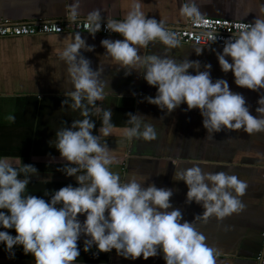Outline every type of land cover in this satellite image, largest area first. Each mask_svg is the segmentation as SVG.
<instances>
[{"label": "clouds", "instance_id": "9594fccd", "mask_svg": "<svg viewBox=\"0 0 264 264\" xmlns=\"http://www.w3.org/2000/svg\"><path fill=\"white\" fill-rule=\"evenodd\" d=\"M69 8V19L77 20L79 0H74ZM180 11L194 22L204 18L196 0L183 2ZM260 11L261 15L242 25L241 31L224 39L222 52L216 53L221 70L231 71L237 86L252 91L264 89V6ZM101 12L97 8L87 14L93 36L101 30ZM106 30L124 39H103L105 55L125 68L142 69L148 85L157 87L155 97H145L148 103L167 109L169 114L182 103L187 104L188 110L199 109L210 138L224 129H243L249 135L264 132V94L257 101L258 116H253L246 98L233 92L226 79L213 82L211 64H204L201 71L198 60L139 54L140 48H147L150 42L159 41L168 48L180 44L163 21L144 14L139 0H134L123 19L107 18ZM207 35L213 43L218 39L215 33ZM81 49L91 52L94 46H88L76 33L74 41L60 53V59L67 64L73 84V90L64 95L71 98L72 109H79L84 119L74 120L70 127L57 131L55 145L60 157L75 165L57 170L75 177L79 186L69 184L54 191L50 202L36 195H24L29 177L38 175V170L33 165L17 169L0 159V210H7L0 211V226L14 228L17 233L13 237L0 231V242L6 245L10 256H14L13 246L22 245L24 253L34 257L35 264H74L80 256L78 241L82 234L90 237L84 240L85 252L95 245L99 252L115 249L125 259L142 256L147 260L162 251L166 264H217V250L206 243V237L193 222L183 220L181 210L173 208L172 189L158 188L154 183L145 187L136 179L124 182L111 170L114 157L104 138L112 135L113 112L102 109L99 135L93 133L95 123L90 118V106L105 96L103 68L93 70L91 60L81 54ZM196 53L200 55L202 49ZM189 69H195V75ZM130 73L126 71L125 75ZM127 116L131 127L126 128V137L146 141L157 138L155 127L143 123L139 113ZM7 119L15 122L13 115ZM179 180L188 186L186 202L194 200L204 208L203 215L195 219L206 220L215 215L222 220L245 208L239 197L245 195L248 184L236 175L204 172L198 163H193L179 173ZM78 214H86L83 223Z\"/></svg>", "mask_w": 264, "mask_h": 264}, {"label": "crops", "instance_id": "0c3cea01", "mask_svg": "<svg viewBox=\"0 0 264 264\" xmlns=\"http://www.w3.org/2000/svg\"><path fill=\"white\" fill-rule=\"evenodd\" d=\"M74 0H0V19L13 23L39 21H71L69 6ZM134 0H79L80 16L87 19L93 9H101L102 20L107 18L123 19ZM148 18L161 20L168 26H181L187 17L180 8L186 0H139ZM204 16L253 21L261 15L264 0H196ZM80 33L88 46L94 51L81 49V54L91 60V67L103 68L101 80L105 82V96L90 106L91 119L95 123L94 134L102 121V109L110 108L112 114V135L104 142L112 150L114 162L111 170L127 182L136 179L140 183H154L158 188L173 190L170 203L181 210L183 220L193 222L196 229L206 237V243L217 250V264H264V132L249 135L243 129L232 131L224 129L214 132L213 138L207 137L203 127V117L199 109L188 110L182 103L170 114L167 109L147 102L145 97H155L157 87L150 86L143 78V70L125 68L105 55L103 39H124L118 35H103L88 31L61 33H39L19 37H0V159L6 160L19 169L23 165H33L38 175L29 177L37 189H42L40 197L51 200V194L71 184L78 187L73 176L58 171L69 162L60 157L56 132L70 127L74 120H82L79 109L73 110L71 98L64 95L73 90L67 71V64L60 59V53L74 41ZM202 49V53L196 52ZM222 47L181 43L168 48L159 41L150 42L147 48H140V55L169 56L177 60L188 58L204 64H211V78L226 79L233 92L246 98L250 113L258 116L257 101L264 89L252 91L235 84L234 74L224 73L216 53ZM226 59L231 62L230 57ZM126 71H131L125 75ZM195 75V69H189ZM67 100V103H63ZM128 113L141 115L143 123L153 125L157 132L155 140L128 138L125 130ZM15 116V122L7 117ZM65 122V123H64ZM103 142V141H102ZM198 163L204 172L226 171L246 181L245 195L239 197L245 205L243 211L218 219L215 215L203 217L202 204L194 200L187 203L188 186L179 180V173ZM20 178H23V174ZM43 185V186H41ZM28 186V185H27ZM43 194V195H42ZM60 205H58L59 207ZM2 211V210H0ZM81 223L86 214H78ZM183 222V221H182ZM0 231L3 227L0 226ZM9 231V229L7 230ZM13 237L17 233L9 232ZM90 239L81 235L78 246ZM15 247L10 256L6 245L0 242V264H35V259H18ZM91 253H98L92 247ZM106 262L98 259L74 264H166L163 252L147 260L141 256L135 260L119 256L116 250L108 252ZM261 254V260L258 255Z\"/></svg>", "mask_w": 264, "mask_h": 264}, {"label": "built area", "instance_id": "2783aa9c", "mask_svg": "<svg viewBox=\"0 0 264 264\" xmlns=\"http://www.w3.org/2000/svg\"><path fill=\"white\" fill-rule=\"evenodd\" d=\"M252 21H242L230 18L204 16L202 21L194 22L187 18L181 26H168L174 32L181 43L194 45L216 46L223 48L224 39L232 34L241 31L242 25H247ZM107 21L101 20V30L97 33L103 35H118V33L106 30ZM90 25L87 19H77L75 21H39V22H19L13 23L8 19H0V37H19L34 35L39 33H61L70 31H88ZM215 33L218 37L215 43L208 37V33ZM122 37V36H121ZM264 235V233H263ZM261 254L258 259L261 260Z\"/></svg>", "mask_w": 264, "mask_h": 264}, {"label": "trees", "instance_id": "16d2710c", "mask_svg": "<svg viewBox=\"0 0 264 264\" xmlns=\"http://www.w3.org/2000/svg\"><path fill=\"white\" fill-rule=\"evenodd\" d=\"M43 186V185H41ZM42 191V189H37V187L34 185V183H29V185L26 188V192L24 193V195H36L38 197H40V192H37L36 190ZM43 195V194H42ZM2 211H7V210H2ZM8 229H4L3 231H7ZM7 232H13L16 234V231L14 228L9 229V231ZM15 251H16V256L18 257V259H34V257L31 254H25L24 250H23V246L22 245H15ZM79 250H80V256L78 257V260L84 261V262H89V261H93L98 259L101 262H106L108 259V254L107 253H103V252H93L91 253V251L85 252L84 251V243L80 244L79 246ZM92 247H96L95 245H93Z\"/></svg>", "mask_w": 264, "mask_h": 264}]
</instances>
